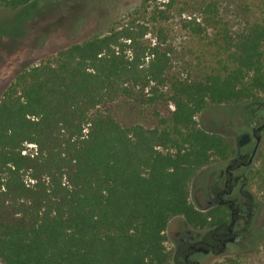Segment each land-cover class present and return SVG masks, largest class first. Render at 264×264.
Listing matches in <instances>:
<instances>
[{"label": "trees", "instance_id": "trees-1", "mask_svg": "<svg viewBox=\"0 0 264 264\" xmlns=\"http://www.w3.org/2000/svg\"><path fill=\"white\" fill-rule=\"evenodd\" d=\"M31 1L0 0V9ZM256 9L234 32L217 0L202 1L200 21L183 28L216 31L215 66L184 79L170 75L165 39L148 42V27L134 20L18 72L0 99L1 264H172L169 222L201 217L190 182L235 153L196 116L243 104L249 121L264 110V0ZM124 100L147 107L153 127L111 116L108 107Z\"/></svg>", "mask_w": 264, "mask_h": 264}, {"label": "rangeland", "instance_id": "rangeland-1", "mask_svg": "<svg viewBox=\"0 0 264 264\" xmlns=\"http://www.w3.org/2000/svg\"><path fill=\"white\" fill-rule=\"evenodd\" d=\"M202 1L208 0H32L17 11L0 9V99L21 70L72 44L104 36L132 20L148 27L145 37L148 42L165 39L167 47L172 50V77L184 79L208 72L215 66V51L208 43L216 31L207 30L206 34L196 37L183 28L185 20L195 18L200 21L199 4ZM217 2L220 20L229 31L238 32L246 22H252L259 16L257 0ZM153 19L156 22L152 23ZM259 99L264 100V97L259 96ZM242 108L243 104L208 107L195 120L205 132L236 141L247 133L251 121L241 117ZM108 110L123 126L153 127L150 110L134 100L119 101L110 105ZM263 121L264 112L260 111L251 122L260 125ZM254 143L252 140L246 150L251 151ZM215 165L216 160H212L190 182L188 193L191 204L198 197L199 186L206 183V172ZM244 175L246 190L256 209L246 238L227 254L211 259L208 264H264V129ZM250 228L252 234L249 233ZM173 231L171 224L170 233Z\"/></svg>", "mask_w": 264, "mask_h": 264}, {"label": "flooded vegetation", "instance_id": "flooded-vegetation-1", "mask_svg": "<svg viewBox=\"0 0 264 264\" xmlns=\"http://www.w3.org/2000/svg\"><path fill=\"white\" fill-rule=\"evenodd\" d=\"M251 121L247 133L242 134H247L249 141L239 146L241 135L233 141L235 153L227 159L216 160L217 165L206 172V183L199 186L198 197L191 204L201 214L198 222L190 224L184 217H176L169 222L164 247L173 257L172 264H208L211 259L227 254L233 246L245 240L256 209L246 190L244 170L251 164L260 142L256 137H260L262 131L258 132L257 128L264 123L257 125ZM252 140L254 146L251 151L246 150ZM215 173L217 176H212ZM171 224L174 227L172 233Z\"/></svg>", "mask_w": 264, "mask_h": 264}, {"label": "water", "instance_id": "water-1", "mask_svg": "<svg viewBox=\"0 0 264 264\" xmlns=\"http://www.w3.org/2000/svg\"><path fill=\"white\" fill-rule=\"evenodd\" d=\"M264 129V123H262L258 128H257V131L260 132ZM249 136L247 134H244L240 137L239 139V142H238V145L239 146H242L244 145L245 143H247L249 141ZM260 140V137H256V141L258 142ZM254 153V152H253ZM251 160V158H250Z\"/></svg>", "mask_w": 264, "mask_h": 264}]
</instances>
